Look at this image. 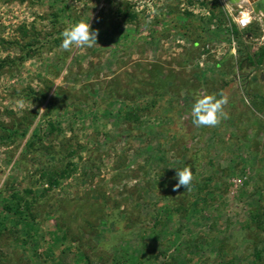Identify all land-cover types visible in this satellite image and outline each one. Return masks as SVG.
Returning <instances> with one entry per match:
<instances>
[{"label": "rangeland", "instance_id": "1", "mask_svg": "<svg viewBox=\"0 0 264 264\" xmlns=\"http://www.w3.org/2000/svg\"><path fill=\"white\" fill-rule=\"evenodd\" d=\"M224 3L0 0V264H264V25Z\"/></svg>", "mask_w": 264, "mask_h": 264}, {"label": "clouds", "instance_id": "2", "mask_svg": "<svg viewBox=\"0 0 264 264\" xmlns=\"http://www.w3.org/2000/svg\"><path fill=\"white\" fill-rule=\"evenodd\" d=\"M259 0H225L224 10L231 20L243 30L254 20L264 19V8L257 9L256 4ZM62 42L60 47L65 51H71L73 46L76 48H91L97 44L98 30H93L89 19L87 21H77L71 24L62 32ZM228 96L222 92L217 96L216 93H204L197 95L191 108L192 124L196 127H216L222 120L229 118L224 110L228 104ZM177 183L173 185L176 191L182 186L190 189L193 182V171L188 167L178 169Z\"/></svg>", "mask_w": 264, "mask_h": 264}, {"label": "water", "instance_id": "3", "mask_svg": "<svg viewBox=\"0 0 264 264\" xmlns=\"http://www.w3.org/2000/svg\"><path fill=\"white\" fill-rule=\"evenodd\" d=\"M225 1V0H224ZM257 9L264 8V0H259V3L256 4ZM262 24H264V19H261Z\"/></svg>", "mask_w": 264, "mask_h": 264}, {"label": "trees", "instance_id": "4", "mask_svg": "<svg viewBox=\"0 0 264 264\" xmlns=\"http://www.w3.org/2000/svg\"><path fill=\"white\" fill-rule=\"evenodd\" d=\"M263 54H264V47L261 48V51H260V58L263 56ZM254 217H255V216H254ZM262 221L264 222V219H263Z\"/></svg>", "mask_w": 264, "mask_h": 264}, {"label": "bare ground", "instance_id": "5", "mask_svg": "<svg viewBox=\"0 0 264 264\" xmlns=\"http://www.w3.org/2000/svg\"><path fill=\"white\" fill-rule=\"evenodd\" d=\"M261 20V19H260ZM264 25V24H263Z\"/></svg>", "mask_w": 264, "mask_h": 264}]
</instances>
